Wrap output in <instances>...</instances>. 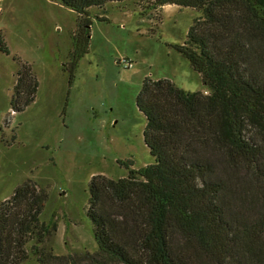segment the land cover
<instances>
[{
	"label": "trees",
	"instance_id": "1",
	"mask_svg": "<svg viewBox=\"0 0 264 264\" xmlns=\"http://www.w3.org/2000/svg\"><path fill=\"white\" fill-rule=\"evenodd\" d=\"M120 0H60L78 16L64 69L69 84L88 52L89 7ZM201 12L186 39L167 45L208 90L145 76L136 97L153 162L92 176L94 251L56 254L41 245L57 229L40 219L46 194L30 180L0 201V264H264V0H143ZM100 20H107L100 17ZM37 77L22 62L10 98L22 111Z\"/></svg>",
	"mask_w": 264,
	"mask_h": 264
},
{
	"label": "rangeland",
	"instance_id": "2",
	"mask_svg": "<svg viewBox=\"0 0 264 264\" xmlns=\"http://www.w3.org/2000/svg\"><path fill=\"white\" fill-rule=\"evenodd\" d=\"M88 52L69 84L64 69L77 13L60 0H0V201L25 180L46 194L40 219L57 229L42 244L56 254L97 248L88 216L89 182L153 162L143 138L145 116L136 97L145 76L167 78L187 91L208 90L188 60L167 43H181L201 12L143 0L89 7ZM103 17L107 20H100ZM132 60L125 68L119 61ZM22 62L38 87L24 110L10 98ZM27 244L23 264H38Z\"/></svg>",
	"mask_w": 264,
	"mask_h": 264
},
{
	"label": "built area",
	"instance_id": "3",
	"mask_svg": "<svg viewBox=\"0 0 264 264\" xmlns=\"http://www.w3.org/2000/svg\"><path fill=\"white\" fill-rule=\"evenodd\" d=\"M125 68H130L133 66L132 60L129 58H122L119 61Z\"/></svg>",
	"mask_w": 264,
	"mask_h": 264
}]
</instances>
